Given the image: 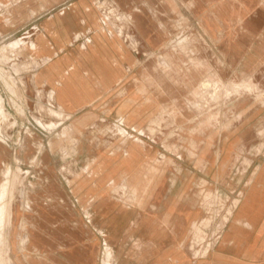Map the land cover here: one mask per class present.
<instances>
[{
  "label": "rangeland",
  "instance_id": "1",
  "mask_svg": "<svg viewBox=\"0 0 264 264\" xmlns=\"http://www.w3.org/2000/svg\"><path fill=\"white\" fill-rule=\"evenodd\" d=\"M86 1L59 54L99 32L135 61L73 111L33 54L78 0L0 6V264H228L237 233L264 258V0Z\"/></svg>",
  "mask_w": 264,
  "mask_h": 264
},
{
  "label": "crops",
  "instance_id": "2",
  "mask_svg": "<svg viewBox=\"0 0 264 264\" xmlns=\"http://www.w3.org/2000/svg\"><path fill=\"white\" fill-rule=\"evenodd\" d=\"M12 1L0 0V6L4 8V6L13 3ZM76 5H78L77 13L75 11L67 13L66 11L64 14L60 13L56 18L48 20L45 25L49 27V30L38 37L36 40L37 50L33 54L34 57L43 56L45 58L42 68L38 71V81L52 86L58 95V103L66 107L68 111H73L95 98L102 88H105L107 84H111L113 79L122 76L125 67L135 61L128 50L99 32L93 34L90 43L94 46L95 44L100 46L90 54L86 53L85 47H81L83 51L79 48H71L59 54L58 50L63 49L69 43L77 30H85L88 26H91L89 25V19L82 17L81 12L82 5H88L87 1L78 0ZM18 21L15 14L1 12V35L7 36L11 29L18 27ZM58 21L61 23H58ZM90 21L94 24L91 17ZM93 26L94 28L97 27L95 24ZM186 193H188V190L170 196L183 198L188 195ZM175 202L184 209L190 208V206L185 205L184 200L177 199L173 201V203ZM189 221L190 218L185 215L183 221L176 226L180 233H186L189 228ZM121 225L122 228H125V225ZM240 229L248 231V228L243 224H240ZM228 231L229 227L225 233L228 234ZM235 240L236 242H228L227 240L225 243L236 246L235 251L232 250L228 264H264L263 249L256 256L250 258L246 254V246L250 244L249 238L237 233ZM153 243L155 244L154 241H152ZM176 259L187 260L188 255L182 253ZM215 260L217 259L210 258L206 261L211 263Z\"/></svg>",
  "mask_w": 264,
  "mask_h": 264
},
{
  "label": "bare ground",
  "instance_id": "3",
  "mask_svg": "<svg viewBox=\"0 0 264 264\" xmlns=\"http://www.w3.org/2000/svg\"><path fill=\"white\" fill-rule=\"evenodd\" d=\"M102 6V5H101ZM100 6V7H101ZM127 36H129V35H127ZM3 189H5V187L3 186ZM2 190V187L0 188V191ZM10 193V192H9ZM1 204H2V207L0 208V213L1 214H4V212H5V202L4 201H2L1 200Z\"/></svg>",
  "mask_w": 264,
  "mask_h": 264
}]
</instances>
